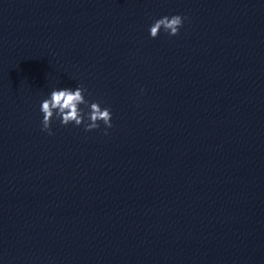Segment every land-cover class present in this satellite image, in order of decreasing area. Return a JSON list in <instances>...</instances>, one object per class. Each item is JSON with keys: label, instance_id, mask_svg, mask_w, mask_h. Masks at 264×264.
Returning a JSON list of instances; mask_svg holds the SVG:
<instances>
[{"label": "water", "instance_id": "95a60500", "mask_svg": "<svg viewBox=\"0 0 264 264\" xmlns=\"http://www.w3.org/2000/svg\"><path fill=\"white\" fill-rule=\"evenodd\" d=\"M0 264H264V0H0Z\"/></svg>", "mask_w": 264, "mask_h": 264}, {"label": "clouds", "instance_id": "9594fccd", "mask_svg": "<svg viewBox=\"0 0 264 264\" xmlns=\"http://www.w3.org/2000/svg\"><path fill=\"white\" fill-rule=\"evenodd\" d=\"M185 19L186 17L174 15L155 20L149 28L150 38H158L161 30L169 36L179 35V30L183 27ZM85 93H87V89L83 85H77L75 89H53L48 98H45L40 105V112L43 116L41 131L53 135L51 124L55 117L60 121L62 127L68 125L80 127L83 125L84 130L88 132L98 129L102 123L105 128V135H107L106 130L113 127L110 108L102 109L101 102L88 101L85 98ZM81 105L88 111L85 112Z\"/></svg>", "mask_w": 264, "mask_h": 264}]
</instances>
